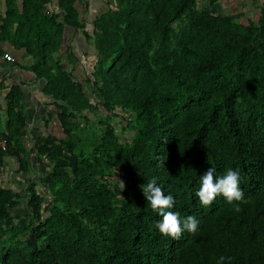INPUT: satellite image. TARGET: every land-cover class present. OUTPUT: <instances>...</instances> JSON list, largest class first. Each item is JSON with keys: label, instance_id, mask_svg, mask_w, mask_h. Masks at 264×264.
I'll return each mask as SVG.
<instances>
[{"label": "trees", "instance_id": "1", "mask_svg": "<svg viewBox=\"0 0 264 264\" xmlns=\"http://www.w3.org/2000/svg\"><path fill=\"white\" fill-rule=\"evenodd\" d=\"M79 2L6 0L0 15L46 106V171L25 191L0 184V264H264V0L248 23L198 0H104L92 28ZM77 29L96 53L85 79L68 43ZM22 94L4 101L0 171L7 156L30 171ZM211 167L239 172V212L222 195L200 203ZM152 179L182 224L195 216V234L160 233L142 191Z\"/></svg>", "mask_w": 264, "mask_h": 264}, {"label": "crops", "instance_id": "2", "mask_svg": "<svg viewBox=\"0 0 264 264\" xmlns=\"http://www.w3.org/2000/svg\"><path fill=\"white\" fill-rule=\"evenodd\" d=\"M5 1L0 0V15L6 11ZM5 53L12 55L15 60L5 59ZM30 63L31 60L24 51L15 50L0 39V72L4 76L0 93V122L5 123L8 118L4 111V101L15 86H21L23 90L21 103L27 119L26 133L23 132L20 139L25 150L21 156L27 155L30 162L29 173L20 171L18 159L13 156L6 157L0 171V184L15 191H25L30 179L34 180L46 171V158L37 153L38 137L46 136L45 96L41 91L42 81L27 68ZM34 134L37 136L36 139Z\"/></svg>", "mask_w": 264, "mask_h": 264}, {"label": "clouds", "instance_id": "3", "mask_svg": "<svg viewBox=\"0 0 264 264\" xmlns=\"http://www.w3.org/2000/svg\"><path fill=\"white\" fill-rule=\"evenodd\" d=\"M215 171L211 167L201 176V186L196 192L200 203L207 207L214 202L217 196L222 195L229 204L236 201L234 209L239 212L241 210L239 203L246 202L244 201V193L240 188L239 172L228 169L223 176L217 177ZM121 188H124L123 182H121ZM142 191L152 210L162 216V221L157 224L161 234L179 239L184 230L189 233H196L199 222L195 216L186 217L182 224L179 213L170 211L175 203L173 196L165 195L164 191L157 186L155 179H152L146 186L142 185ZM224 261L225 257L221 256L217 264H224Z\"/></svg>", "mask_w": 264, "mask_h": 264}, {"label": "rangeland", "instance_id": "4", "mask_svg": "<svg viewBox=\"0 0 264 264\" xmlns=\"http://www.w3.org/2000/svg\"><path fill=\"white\" fill-rule=\"evenodd\" d=\"M261 1L262 0H218L215 5H212L210 0H198V6L218 13L230 11L235 18L243 23H248L250 18H255L258 10L257 4H261ZM103 6H105L104 0H80L77 4V7L81 11L82 19L87 22L88 28H92L94 17ZM68 43L72 49L73 59H76L74 68L77 74H79L82 79H85L88 75L87 73L90 72L95 63L96 53L94 48L81 29L69 32ZM67 56L68 54H65L66 58ZM119 131L122 132L123 130L120 129ZM23 220H27L26 216L23 217Z\"/></svg>", "mask_w": 264, "mask_h": 264}, {"label": "built area", "instance_id": "5", "mask_svg": "<svg viewBox=\"0 0 264 264\" xmlns=\"http://www.w3.org/2000/svg\"><path fill=\"white\" fill-rule=\"evenodd\" d=\"M4 58L9 60V61H14L15 60V58L12 55L8 54V53L4 54ZM3 82H4V76L0 72V93L2 91ZM7 147H8L7 141L4 138H0V148L3 149V150H6Z\"/></svg>", "mask_w": 264, "mask_h": 264}]
</instances>
